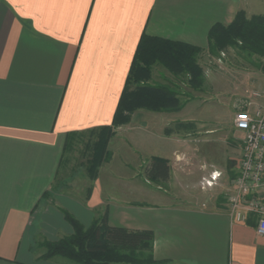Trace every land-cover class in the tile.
<instances>
[{"label": "crops", "instance_id": "crops-1", "mask_svg": "<svg viewBox=\"0 0 264 264\" xmlns=\"http://www.w3.org/2000/svg\"><path fill=\"white\" fill-rule=\"evenodd\" d=\"M239 10L264 15V0H0V264H67L43 257L41 245L73 232L63 209L84 227L104 215L110 226L151 230L157 264H264L255 219L235 221L226 198L233 190L227 164L237 160L236 175L242 133L232 121L206 126L189 113L193 102L213 99L183 98L190 90L185 77L160 63L151 65L148 80L152 107L136 108L130 122L134 153L148 163L165 160L168 179L151 183L144 173L145 180L116 170V179L102 181L99 167L82 195L42 196L67 144L111 126L143 33L205 49L209 28L229 24ZM243 104L232 101L234 110ZM143 112L149 122H134ZM130 122L111 128L109 153ZM212 171L220 173L226 200L213 196L214 188L177 199V191L192 192Z\"/></svg>", "mask_w": 264, "mask_h": 264}, {"label": "trees", "instance_id": "trees-1", "mask_svg": "<svg viewBox=\"0 0 264 264\" xmlns=\"http://www.w3.org/2000/svg\"><path fill=\"white\" fill-rule=\"evenodd\" d=\"M227 46L238 47L242 55L253 58L249 62L254 67L264 72V15L247 17L243 10H239L229 24L214 23L207 33L206 49L209 54L218 55L219 50ZM202 50L199 46L185 42L142 34L111 126L95 128L88 133L94 136L92 143L89 142L86 146L90 157V178L96 175L99 165L110 156L107 143L113 134L111 128L127 123L136 108L152 107L151 101L155 95L148 82L151 65L160 63L175 76L186 75L189 86L198 89L206 80L197 61ZM160 97L157 95L158 99ZM179 107L180 102L174 96V109ZM73 142L67 144L63 161ZM144 175L152 181L167 180L169 166L163 159L152 158L144 168ZM48 193L49 190L43 192V198H46ZM62 212L73 232L54 241L42 242L43 257L61 256L77 264H157L158 261L152 254L154 234L151 230L110 226L104 215L94 218L84 227L67 210L63 209Z\"/></svg>", "mask_w": 264, "mask_h": 264}, {"label": "rangeland", "instance_id": "rangeland-1", "mask_svg": "<svg viewBox=\"0 0 264 264\" xmlns=\"http://www.w3.org/2000/svg\"><path fill=\"white\" fill-rule=\"evenodd\" d=\"M250 60H253V58L250 59L246 55H242L238 47L235 46H227L226 48L219 50L218 55L209 54V51L206 48L200 51L197 61L203 70L206 83L204 82L198 89H193L189 86L190 90L186 91V94L183 96V98L189 97L190 99H198L200 97V99H209L211 97L213 100L206 102L204 105H201L198 102H193L191 107L187 108V111H189L191 114H194L196 118L204 119L206 121L204 122L206 126H215L218 124L228 126L231 124V121L233 123V118L236 111L245 107V101L250 99L249 97L251 94L258 88L260 89L262 83L264 82V76L262 74L264 72H262L259 68L254 67L249 62ZM181 76H184V82L188 83V78L186 75ZM235 97H238L239 100L244 104L242 106H238L234 110L232 101ZM260 100L264 101V98H261ZM128 122H130V119ZM134 122H149V117L146 112H143L142 118L139 120L136 117ZM128 126L130 127L124 129L128 131H123L124 140L122 142L120 141L116 150L114 147H111L112 152L110 153L109 158L104 160L99 165V177L100 180L102 179V181L103 179L107 180V177L109 179H116L117 174L111 172L116 170H119V172L124 171L127 178L134 177L145 180L143 171L149 159H144V157L134 153V143L137 135L134 134L135 131L133 127V121L130 122ZM137 131L140 132V130H136V132ZM93 138L94 136H91L87 133L85 136L80 137V139L74 140L71 148L66 152V158L57 172L56 178L49 189V193L47 197L44 198L45 200L52 198L54 201L55 197L53 198L52 193L54 191L59 192L60 190L63 193L66 192V194H71V192L76 195L83 194L81 186L87 185L89 182L88 167L90 166V157L88 155L89 150L86 148V146L87 143H92ZM238 143L241 144L240 139L238 140ZM112 153L114 154L113 157L111 155ZM229 162L231 164H227V168L228 172L232 171L230 174V177L232 178L234 176L233 166L236 165L237 160L233 159L229 160ZM128 167L130 169H127ZM230 167H232V170H229ZM207 177L208 175L202 176L199 184L193 187V189H195L192 192L180 194L183 192L180 190L177 191L179 196L177 199H182L181 196L189 199L191 196L197 197V191L203 193L204 188L202 187V181ZM119 178L124 179L122 176ZM175 180L178 181L177 179ZM222 180L226 182L228 177L225 175L224 179ZM218 181L219 180H217L213 186L206 187L205 191L208 190V188H210L209 190L214 188L215 193L212 195L218 196L219 200H226L223 197V193H220L218 189L221 186V181L219 183ZM148 182L154 183L153 181ZM177 185L180 186L179 183H177ZM216 189L218 190L216 191ZM62 260L67 264H77L69 259L62 258Z\"/></svg>", "mask_w": 264, "mask_h": 264}, {"label": "built area", "instance_id": "built-area-1", "mask_svg": "<svg viewBox=\"0 0 264 264\" xmlns=\"http://www.w3.org/2000/svg\"><path fill=\"white\" fill-rule=\"evenodd\" d=\"M245 101L244 108L234 114L233 126L242 133L241 154L232 192L227 203L235 221L255 219V232L264 236V85ZM220 173L212 171L202 181V187H211Z\"/></svg>", "mask_w": 264, "mask_h": 264}]
</instances>
